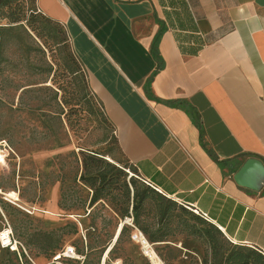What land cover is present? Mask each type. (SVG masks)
I'll return each mask as SVG.
<instances>
[{
    "label": "crops",
    "instance_id": "obj_1",
    "mask_svg": "<svg viewBox=\"0 0 264 264\" xmlns=\"http://www.w3.org/2000/svg\"><path fill=\"white\" fill-rule=\"evenodd\" d=\"M36 4L65 26L140 178L264 255V186L234 177L264 163V0Z\"/></svg>",
    "mask_w": 264,
    "mask_h": 264
},
{
    "label": "rangeland",
    "instance_id": "obj_2",
    "mask_svg": "<svg viewBox=\"0 0 264 264\" xmlns=\"http://www.w3.org/2000/svg\"><path fill=\"white\" fill-rule=\"evenodd\" d=\"M25 10L33 23L32 28L27 27L31 36L20 23L0 18L4 24L0 141L6 140L13 150L9 164L0 165L2 232L12 229L19 252H26L31 264H49L52 252L41 246L51 230L61 238L59 249L74 246L81 256L66 259V264H155L132 223L134 195L148 185L122 155L114 129L69 43L59 47L39 34L42 18L58 25L61 22L39 12L36 0H27ZM85 155L108 161L114 169L96 165L89 175ZM108 156L120 162L119 166L106 159ZM99 173L109 182L105 184L107 180L99 178ZM91 182L103 196L94 205H90L95 190ZM9 192L17 193L19 200L9 197ZM151 198L146 209L154 205ZM192 215L196 214H184L189 225L194 222ZM122 222L127 229L116 242L117 226ZM171 240L150 243L160 259L157 264H196L207 249L203 239L185 234ZM175 248L180 250V258H174Z\"/></svg>",
    "mask_w": 264,
    "mask_h": 264
},
{
    "label": "trees",
    "instance_id": "obj_3",
    "mask_svg": "<svg viewBox=\"0 0 264 264\" xmlns=\"http://www.w3.org/2000/svg\"><path fill=\"white\" fill-rule=\"evenodd\" d=\"M26 6L27 0H0V18H6L10 23H20V25L24 27V31L28 33L27 30L28 28H32L33 23L27 17V10H25ZM42 22V32H39V34L41 33L42 36H46L47 40L49 39L53 41V43L59 45V47H63L67 43L70 45L67 30L62 23V26L54 24L48 18H42ZM53 25H58V27H54ZM32 30L34 31L36 28L33 27ZM3 35L4 29L1 32L0 41L2 40ZM28 35L31 36L30 33H28ZM73 54L75 55L74 52ZM69 68L74 71L71 66H69ZM146 90L149 93L148 88ZM202 139L204 140L203 136ZM211 155L219 160L213 152H211ZM106 159L112 161L109 159V156ZM84 160L89 175L92 174V170H94L96 165L101 166L103 164L106 167L114 169L110 162L103 161L90 155H85ZM9 162L7 164H9ZM112 162L116 163L114 160ZM119 168L124 170L122 167ZM97 169H100V167ZM133 171L137 174L136 169H133ZM100 177L107 180L105 174L99 173V178ZM109 180L110 179H108L105 184L108 183ZM144 182L148 186H146L141 192L137 191L134 195L132 223L133 227L137 228L150 243L162 244L167 241H172L171 239L179 235L185 234L187 238L194 237L197 239H203L207 245V249L205 250L201 261L199 262L198 259L195 260L196 264H264V255L262 253L246 245H234L217 225L203 218L195 210L185 207L182 204L179 205L177 201L166 197L151 184L146 181ZM133 183L135 184V181H133ZM90 185L95 189L90 198V205H94L102 199L103 196L99 194V189L95 188L94 182H91ZM150 197H152L151 199L154 205L149 209H146L145 203ZM0 201L4 202L3 199ZM189 212L196 214L190 217V219L194 221L192 225H189L188 219L184 216V214L188 216ZM128 218H130L129 215ZM199 224L203 225V227H198ZM118 227L119 226H117V228ZM2 229L3 217L0 213V233L2 232ZM126 229L127 225L124 223L116 242L120 240ZM55 233L56 230L46 232L41 246L46 251L50 250L52 255L60 250L59 248L62 242L61 238L55 237ZM17 247L18 244H14L13 248L16 249ZM114 247H112L109 252H112ZM174 250L176 251L174 258H180V250L178 248H175ZM0 264H31V262L26 252L22 250H20V252L11 251L8 247L4 248L0 246Z\"/></svg>",
    "mask_w": 264,
    "mask_h": 264
},
{
    "label": "built area",
    "instance_id": "obj_4",
    "mask_svg": "<svg viewBox=\"0 0 264 264\" xmlns=\"http://www.w3.org/2000/svg\"><path fill=\"white\" fill-rule=\"evenodd\" d=\"M1 27L2 24L0 23V39H1ZM13 150L9 146L8 142L6 140L0 141V165L7 164L10 160V157L12 155ZM132 219L129 218V221ZM7 230V239H2V234L4 231ZM3 230V232L0 233V241L2 244V247H11L13 251H19L18 247L14 249V244L17 245L18 241L15 240L13 231L11 228H7ZM68 258H79L81 259V256L77 253L76 248L74 246H65L61 250H59L55 255L52 256L51 261L49 264H66L65 260Z\"/></svg>",
    "mask_w": 264,
    "mask_h": 264
},
{
    "label": "water",
    "instance_id": "obj_5",
    "mask_svg": "<svg viewBox=\"0 0 264 264\" xmlns=\"http://www.w3.org/2000/svg\"><path fill=\"white\" fill-rule=\"evenodd\" d=\"M238 184L253 190L264 186V163L258 158L247 159L234 175Z\"/></svg>",
    "mask_w": 264,
    "mask_h": 264
},
{
    "label": "bare ground",
    "instance_id": "obj_6",
    "mask_svg": "<svg viewBox=\"0 0 264 264\" xmlns=\"http://www.w3.org/2000/svg\"><path fill=\"white\" fill-rule=\"evenodd\" d=\"M110 159V158H109ZM148 183V182H147ZM7 195L9 197H12L14 200H19V196L17 193L15 192H9L7 193ZM197 212V211H196ZM122 224H120L119 228H118V231L116 233V236H115V239H117V237H119L120 235V232H121V229H122ZM7 232H4L2 235V239H7L8 235L6 234ZM137 239L139 240V242L143 245L144 247V250H145V253L152 259V261L157 264L158 260H160L157 255H156V252L153 250V248L151 247V244L150 242L147 240V238L142 234L140 233L137 237ZM110 251V248L107 250V253L106 255L109 253Z\"/></svg>",
    "mask_w": 264,
    "mask_h": 264
}]
</instances>
